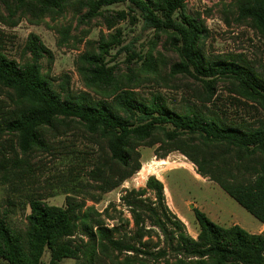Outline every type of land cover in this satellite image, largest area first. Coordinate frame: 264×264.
Segmentation results:
<instances>
[{"label": "trees", "instance_id": "obj_1", "mask_svg": "<svg viewBox=\"0 0 264 264\" xmlns=\"http://www.w3.org/2000/svg\"><path fill=\"white\" fill-rule=\"evenodd\" d=\"M71 1L13 0V4H5L11 17L25 8L42 16L61 10ZM125 2L138 11L142 28L170 35L179 61L171 65L169 74L180 73L201 82L206 89L205 96L197 98L201 104H185L179 111L170 108L159 92L147 101L137 99L133 91L117 85L115 75L101 62L107 43L99 46L98 53L84 52L76 60L86 86L101 88L105 97L96 99L84 91L63 96L41 73L40 59L49 50L36 34L30 33L24 45L30 55L26 61L9 59L0 49V91L6 92L11 101L5 108L0 106V138L8 134L17 140L12 156L0 154V181L11 179L27 164L22 155L35 147L48 146L41 128L65 120L77 122L104 142L100 147L106 151L105 156L89 172L103 192L118 187L140 169L137 146L160 141L168 145L160 158L180 151L196 166L197 174L215 182L264 224V119L254 126H233L205 104L214 95L216 80L226 78L234 83L238 95L264 111V60L255 67L232 55L205 58L198 48L204 29L198 20L185 14L184 0H84L93 15L103 6ZM178 10L180 14L176 15ZM237 10L238 19L249 20L264 37V0H240ZM156 135L160 138L151 139ZM228 157L236 160L235 172L220 167ZM163 188V183L151 175L145 188H133L121 196L131 214L133 236L120 234L116 225L109 227L102 214L88 208L92 214L83 224L86 229L90 227L89 240L75 246L71 237L78 219L76 210L81 205L71 196L66 198L65 206L30 199L24 238L0 217V259L5 264H42L41 257L48 247L47 264H57L63 257L77 258L80 253L89 256L85 264H158L160 259L169 264V257L172 264H264V231L249 232L238 224L219 225L194 207L198 226L194 238L168 208ZM147 190L152 197L144 196ZM104 212L112 218L108 208ZM152 233L161 245L150 244ZM145 236L147 239L142 240ZM123 253L130 254L120 258Z\"/></svg>", "mask_w": 264, "mask_h": 264}, {"label": "rangeland", "instance_id": "obj_2", "mask_svg": "<svg viewBox=\"0 0 264 264\" xmlns=\"http://www.w3.org/2000/svg\"><path fill=\"white\" fill-rule=\"evenodd\" d=\"M5 1L14 3L13 0H0L1 51L9 59L22 63L30 56L24 49L27 37L30 33L36 34L49 50L40 59L41 73L51 80L61 95L73 96L84 91L96 99L105 97L101 88L86 86L77 70L76 60L84 52L98 53L99 46L107 43L101 62L115 75L117 85L133 91L137 99L147 101L153 93L159 92L175 110L181 111L185 104H201L198 99L206 92L201 82L180 73L169 74L171 65L179 61L170 35L142 28L138 11L128 2L103 6L93 15L84 0H72L61 10L42 16L25 8L11 17ZM239 1L184 0V12L202 24L204 30L198 48L205 58L232 55L258 67L264 60V37L249 20L238 19ZM179 14L178 10L176 15ZM213 90V97L205 104L222 121L233 126H254L264 119L260 106L238 95L230 79L216 80ZM10 104L8 94L0 91V106L5 108ZM40 131L48 146L35 147L26 156L22 155L27 164L11 179L0 181V217L23 238L28 228L26 217L30 199L39 198L49 205L65 206L68 196L81 205L76 210L78 219L71 237L73 246L89 240L90 227L86 229L83 224V220L92 214L88 208L102 214L101 218L109 227L116 225L120 234L133 236L135 228L131 214L120 198L133 188H145L151 175L163 183L168 208L185 224L192 237L195 238L198 232L194 207L219 225L238 224L249 232L258 233L254 229L260 222L215 182L197 174L196 166L180 151L168 152L160 158L168 149L167 143L158 141L152 146H137L140 169L118 187L103 192L99 181L91 179L89 172L102 155L105 156L106 151L100 147L105 145L104 142L91 136L77 122L57 120ZM157 138L160 136L151 139ZM16 147L15 136L2 135L1 155L12 156V148ZM212 150L204 153L208 156ZM17 153L21 156L19 151ZM227 160L220 167L235 172V158L228 157ZM144 196L152 197L153 193L147 190ZM106 208L112 218L106 216ZM146 239L145 236L142 240ZM150 244H160L154 233ZM128 254L119 256L123 258ZM49 258V249L45 247L42 264H47ZM88 259L86 253H80L77 258L63 257L57 264H85ZM168 263L172 264L171 257ZM0 264L5 262L0 259ZM158 264L167 263L160 259Z\"/></svg>", "mask_w": 264, "mask_h": 264}, {"label": "crops", "instance_id": "obj_3", "mask_svg": "<svg viewBox=\"0 0 264 264\" xmlns=\"http://www.w3.org/2000/svg\"><path fill=\"white\" fill-rule=\"evenodd\" d=\"M254 230H255L254 232H260V231L264 230V224H262V223L257 224L255 226Z\"/></svg>", "mask_w": 264, "mask_h": 264}, {"label": "bare ground", "instance_id": "obj_4", "mask_svg": "<svg viewBox=\"0 0 264 264\" xmlns=\"http://www.w3.org/2000/svg\"><path fill=\"white\" fill-rule=\"evenodd\" d=\"M162 163H165V161H161Z\"/></svg>", "mask_w": 264, "mask_h": 264}, {"label": "water", "instance_id": "obj_5", "mask_svg": "<svg viewBox=\"0 0 264 264\" xmlns=\"http://www.w3.org/2000/svg\"><path fill=\"white\" fill-rule=\"evenodd\" d=\"M191 207H193V205L191 204Z\"/></svg>", "mask_w": 264, "mask_h": 264}]
</instances>
